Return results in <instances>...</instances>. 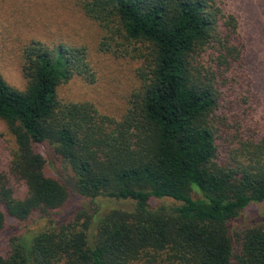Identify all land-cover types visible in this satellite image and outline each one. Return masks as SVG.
Masks as SVG:
<instances>
[{
	"label": "trees",
	"instance_id": "16d2710c",
	"mask_svg": "<svg viewBox=\"0 0 264 264\" xmlns=\"http://www.w3.org/2000/svg\"><path fill=\"white\" fill-rule=\"evenodd\" d=\"M78 2L106 39L140 44L142 86L116 120L59 98L76 75L94 81L84 46H27L24 89L0 71V119L17 143L0 171V232L11 219L53 216L78 194L133 207L78 209L14 236L0 264H264V221L230 228L264 202V116H253L259 97L238 17L219 0ZM41 147L72 170L77 192L48 172ZM155 198L181 204L153 208Z\"/></svg>",
	"mask_w": 264,
	"mask_h": 264
},
{
	"label": "rangeland",
	"instance_id": "374dc122",
	"mask_svg": "<svg viewBox=\"0 0 264 264\" xmlns=\"http://www.w3.org/2000/svg\"><path fill=\"white\" fill-rule=\"evenodd\" d=\"M240 22V34L246 44V72L259 97L254 119L264 116V0H219ZM107 34L80 8L78 0H0V71L12 86L24 89L25 49L34 42L49 46L68 44L84 46L93 69L94 81L76 75L58 88L65 102H92L98 111L121 120L131 106V99L142 86L140 69L144 60L139 56V43L123 39L110 41ZM111 49L106 50L107 45ZM17 143L7 123L0 119V171L6 170ZM48 159L47 170L63 178L75 192V176L64 163L52 161L49 151L41 147ZM24 187L20 191H24ZM152 207L178 206L171 198L152 200ZM95 207V208H93ZM133 203L112 197L91 201L78 194L71 204L50 217L35 213L27 220L11 219L0 232V246L6 247L14 236H30L73 216L78 209L97 210L101 215L112 209H131ZM96 214V215H97ZM264 221V202L251 204L230 221L232 233L240 228ZM91 230H95L92 228Z\"/></svg>",
	"mask_w": 264,
	"mask_h": 264
}]
</instances>
